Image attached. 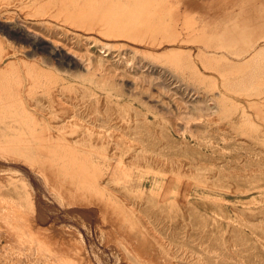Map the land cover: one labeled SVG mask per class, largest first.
Returning a JSON list of instances; mask_svg holds the SVG:
<instances>
[{
  "label": "rangeland",
  "instance_id": "1",
  "mask_svg": "<svg viewBox=\"0 0 264 264\" xmlns=\"http://www.w3.org/2000/svg\"><path fill=\"white\" fill-rule=\"evenodd\" d=\"M263 164L264 0H0V264H264Z\"/></svg>",
  "mask_w": 264,
  "mask_h": 264
},
{
  "label": "bare ground",
  "instance_id": "2",
  "mask_svg": "<svg viewBox=\"0 0 264 264\" xmlns=\"http://www.w3.org/2000/svg\"><path fill=\"white\" fill-rule=\"evenodd\" d=\"M104 8V7H103ZM106 12V11H105ZM98 13V12H97ZM100 13V12H99ZM103 13V12H102ZM104 14V13H103ZM98 15V14H97ZM96 15V16H97ZM103 18V16H101L100 15V18ZM238 25H240V24H238ZM154 38V37H153ZM251 47V46H250ZM18 58V57H17ZM23 61V60H22ZM21 61V62H22ZM2 62V61H1ZM14 64V63H13ZM11 67L9 68L8 67V69H11L12 68V65H10ZM14 66V65H13ZM14 67H16V66H14ZM16 69H17V67H16ZM13 72V71H12ZM36 75V74H35ZM37 77V76H36ZM2 79V78H1ZM10 79V78H9ZM14 79V78H13ZM6 80L7 81H9L7 78H6ZM11 81V80H10ZM13 83V82H12ZM7 86V85H6ZM5 86V87H6ZM2 88V87H1ZM60 88V87H59ZM2 90V89H1ZM9 90V89H8ZM261 91V90H260ZM3 92V91H2ZM10 92V91H9ZM5 93V92H4ZM10 94H12V93H10ZM260 94V93H259ZM3 95V94H2ZM5 95H7V93L5 94ZM261 95V94H260ZM10 97V96H9ZM6 98V97H5ZM12 98V97H11ZM77 98V97H76ZM1 100H3L2 98H1ZM64 103V102H63ZM62 103V105H61V107L66 111V120H64V122H62V123H60V125L59 126H61V127H63V128H70V129H72V130H77V128H80V127H82L83 126V124H82V120H81V118H80V116L76 113V111H75V106H74V102H65L64 104ZM38 107V106H37ZM61 107H60V109H61ZM2 108V107H1ZM87 108H89V107H87ZM103 108V107H102ZM106 108V107H105ZM104 108V109H105ZM112 110V109H111ZM25 111V110H24ZM27 113V112H26ZM28 113H29V111H28ZM111 114H113V113H111ZM27 115V114H26ZM84 115V114H83ZM86 115V114H85ZM32 116V115H31ZM37 116V115H36ZM117 117V116H116ZM44 118V117H43ZM65 118V117H64ZM113 118V117H112ZM92 119V118H91ZM58 121V120H57ZM60 122V121H59ZM114 124V123H113ZM135 124V123H134ZM139 124V122L137 123V125ZM50 125V124H49ZM136 125V124H135ZM54 126V125H53ZM119 126V125H118ZM91 127L92 128H96V129H99V127L98 126H94V125H91ZM125 127V126H124ZM50 130V129H49ZM97 132V134L98 135H100L101 133H102V130H100V131H98V130H96ZM65 133V132H64ZM55 134V133H54ZM123 136V135H122ZM80 138V137H79ZM224 139V138H223ZM126 140H127V137H126ZM96 141H98V140H96ZM238 141V140H237ZM15 142H17V141H15ZM243 142V141H242ZM64 143V142H63ZM37 145V144H36ZM67 146V145H66ZM69 146V145H68ZM71 146V145H70ZM67 148H69V147H67ZM72 148V147H71ZM61 149V148H60ZM64 149V148H63ZM70 149V148H69ZM39 151V150H38ZM59 151V150H58ZM61 151V150H60ZM73 151V150H72ZM63 152V151H62ZM48 153H50V152H48ZM64 153H66V152H64ZM76 153V152H75ZM74 153V154H75ZM73 154V155H74ZM39 156V155H38ZM46 156H47V154H46ZM66 156H68V155H66ZM79 156H81V155H79ZM70 157V156H69ZM78 157V156H77ZM45 158V160H44V162H47L46 160V157H44ZM57 158V157H56ZM71 158V157H70ZM82 158V157H81ZM129 158V157H128ZM31 159H33V158H31ZM41 159V158H40ZM68 159V158H67ZM51 160V159H50ZM261 160H263V159H261ZM43 161V160H42ZM53 161H55L54 160V158H53ZM75 161V160H74ZM243 161V160H242ZM254 161V160H253ZM257 161V160H256ZM36 162H37V160H36ZM63 162H65V161H63ZM137 162H139V161H137ZM261 162H263V161H261ZM48 163V162H47ZM62 163V162H61ZM250 163V162H249ZM45 164V163H44ZM57 164V163H56ZM56 164H53V166L54 165H56ZM59 164V163H58ZM49 165V164H48ZM214 165V164H213ZM264 165V164H263ZM45 166H46V164H45ZM57 166H59V165H57ZM56 166V167H57ZM241 166H243V165H241ZM35 167V166H34ZM60 167V166H59ZM256 167V166H255ZM76 168V167H75ZM70 169V168H69ZM244 169H245V167H244ZM249 171H250V169H249ZM70 172V171H69ZM58 173V172H57ZM66 173V172H65ZM62 176V175H61ZM64 177V176H63ZM23 178H24V176H23ZM67 180H69V178L67 179ZM70 182V181H69ZM227 182V181H226ZM229 182V181H228ZM70 185H72V184H70ZM81 188V187H80ZM96 196V195H95ZM124 199V198H123ZM127 203V202H126ZM132 204V203H131ZM130 206H132V205H130ZM0 209H1V204H0ZM0 213L2 214L3 213V211L1 212L0 211ZM0 214V215H1ZM4 214V213H3ZM6 214V213H5ZM10 214H11V216H10ZM10 214H8L10 217H12V218H14V219H17V220H19V219H22V217H21V215H19L20 213L19 212H17V210H15L14 211V213H10ZM18 214V215H17ZM143 214V213H142ZM144 216V218H145V215H143ZM137 217H138V215H137ZM7 218V217H6ZM4 219H5V217H4ZM7 220H8V218H7ZM10 220H12V219H10ZM146 220V219H145ZM9 221V220H8ZM12 221H14V220H12ZM11 221V222H12ZM147 221V220H146ZM149 222V221H148ZM15 223V222H14ZM141 224V223H140ZM32 231L34 230L35 231V228L33 227L32 228V225L31 226H28ZM39 228V227H38ZM42 228V227H41ZM41 228L40 229H37V231L36 232H34V235H31V238L30 239H33V238H40V236H43L44 235V233H46V231H44V230H41ZM44 229V228H43ZM154 230V229H153ZM154 232V231H153ZM155 232H156V230H155ZM157 237H160L159 235L157 236ZM188 237V236H187ZM161 239H163V238H161ZM230 239V238H229ZM160 241V240H159ZM161 241H164V240H161ZM30 244V243H29ZM166 244V243H165ZM31 245V244H30ZM31 247V246H30ZM28 249V248H27ZM76 260V259H75ZM75 260H72L73 261V263L74 264H76V262H75ZM88 262V261H87ZM79 263V262H78ZM90 263V262H89ZM89 263H86L85 262V264H89Z\"/></svg>",
  "mask_w": 264,
  "mask_h": 264
}]
</instances>
